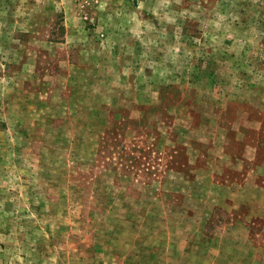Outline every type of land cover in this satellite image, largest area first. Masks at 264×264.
Instances as JSON below:
<instances>
[{"label": "rangeland", "instance_id": "374dc122", "mask_svg": "<svg viewBox=\"0 0 264 264\" xmlns=\"http://www.w3.org/2000/svg\"><path fill=\"white\" fill-rule=\"evenodd\" d=\"M0 264H264V0H0Z\"/></svg>", "mask_w": 264, "mask_h": 264}, {"label": "crops", "instance_id": "0c3cea01", "mask_svg": "<svg viewBox=\"0 0 264 264\" xmlns=\"http://www.w3.org/2000/svg\"><path fill=\"white\" fill-rule=\"evenodd\" d=\"M134 5L129 4L128 6H130L129 8L132 9L133 13L135 14L134 18L136 21V24L138 25V29L137 31H133L130 32L125 30L124 27H122V31L123 33L115 40H121V41H125V40H130L131 42H133L134 44H130V48L131 49H135L137 48V46L140 43V41L142 40H146V41H155L156 38L157 39H164V35L161 34H155L154 33V29H153V24L151 21H148L149 19H153L155 18V8L152 6L151 3H147L145 5V10L146 13L144 11L143 8L139 7V5L136 4V2H133ZM163 7H165V5H163ZM177 7L175 6L173 9H176ZM105 18L104 17V23H105ZM127 31V32H124ZM124 36V37H123ZM124 46V44H122L121 48ZM140 54V53H139Z\"/></svg>", "mask_w": 264, "mask_h": 264}]
</instances>
